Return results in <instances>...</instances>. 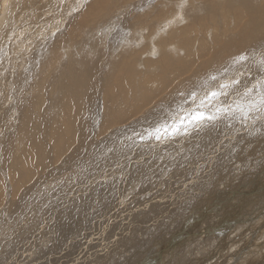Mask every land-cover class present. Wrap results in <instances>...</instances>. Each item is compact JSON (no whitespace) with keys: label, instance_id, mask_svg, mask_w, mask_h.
Returning <instances> with one entry per match:
<instances>
[{"label":"bare ground","instance_id":"6f19581e","mask_svg":"<svg viewBox=\"0 0 264 264\" xmlns=\"http://www.w3.org/2000/svg\"><path fill=\"white\" fill-rule=\"evenodd\" d=\"M1 3L0 264H105L114 255L117 264L127 250L159 242L153 259L137 254L144 264H169L172 255L174 264H264V235L250 250L256 226L238 257H222L225 234L264 212V113L243 114V86L219 98L233 112L211 131L164 147L124 136L178 120L199 103L192 91L202 98L238 74L248 87L264 81V0ZM240 56L247 62L235 63ZM249 138L263 159L234 189L253 160L238 153ZM232 162L224 178L234 190L206 202L202 190ZM115 169L124 183L115 185ZM121 199L116 221L94 225ZM233 202L237 210L226 206ZM251 252L260 256L249 261Z\"/></svg>","mask_w":264,"mask_h":264},{"label":"snow or ice","instance_id":"6c2138e0","mask_svg":"<svg viewBox=\"0 0 264 264\" xmlns=\"http://www.w3.org/2000/svg\"><path fill=\"white\" fill-rule=\"evenodd\" d=\"M247 60L246 56H240L235 58L234 62L237 64L246 63ZM209 79L217 81L218 76L210 75ZM241 86L244 88L242 96L248 98L247 111L243 114L247 116L250 112L264 113V81H259L252 87H248L247 84L242 85V80L238 74L229 82H220L217 90L207 92L202 98L198 97L196 91H192L188 99L193 103L199 99V103L196 107L185 112L178 120L172 123L149 125L143 131L126 130L124 132L125 139L133 143L138 139L141 142L155 141L157 144H161L177 137H187L192 133H199L205 130L211 131L215 128L217 121L224 116H231L233 112L232 105H224L219 101V98L221 96L227 97L228 90H237L239 94ZM254 89H258L255 91V95L253 94ZM213 101H216V103H213ZM236 107L239 108L241 106L236 104ZM127 131H131V134H127Z\"/></svg>","mask_w":264,"mask_h":264},{"label":"rangeland","instance_id":"374dc122","mask_svg":"<svg viewBox=\"0 0 264 264\" xmlns=\"http://www.w3.org/2000/svg\"><path fill=\"white\" fill-rule=\"evenodd\" d=\"M0 1L2 2V1H4V0H0ZM1 2H0V6H1V4H2ZM250 139H251V140H250ZM247 140H248V139H247ZM247 140H246V141H247ZM249 140H250V142H249ZM249 140L247 141V142H249V144L247 143V145H250V147L248 146V148L250 149V151H249V149L246 147L247 145H246V143H245L244 147L247 148V150L245 149L246 151L244 150V152H243L242 150L244 149V147H242V148H243V149H241L242 152L239 151L238 153H239V155H243V153H245V154L248 153L247 156L250 157V158H248V159H250V161H251V158L253 159V160L251 161L253 164L251 163V165H250V167H249V170H248L250 173H249V172H248V173H247V172H244L245 174L243 173L241 176H237V177L235 176V177H233V180L235 179V180L233 181V180L231 179V178H232V174L230 173V171H231L230 169L232 168L231 165H234L235 162L228 163V164H227V165H228V166H227L228 168L226 167V170H225V169H224V170L222 169L221 172H220L217 176L214 177L215 179H214V182H213L212 185H213V187H215V186H217V185H218V186H217L216 188H214V190H213L212 185L208 186V187H210V188H206L204 191L202 190V193L205 194V195L203 194L202 197H203L205 200L207 199L206 202H208V201L210 202V201H212L213 199H214L213 201L216 202L215 200H217V199H218L219 197H221V196H222L221 198L223 199V196L227 193L226 191L234 190V189L237 188L238 186H241L240 184H242V183H243V184L247 183L248 180L251 179V178H249V177H251V176L255 173V171H257V170L260 168V167L258 168L257 164H258V162H259V159H261L263 156H260L261 154L258 155V154H259V151H260V150H258V148H259L258 145L255 146V145H253V144H255V142H251V141L254 140V139H253V138H249ZM234 144L236 145L237 142L234 143ZM160 145L164 147V143H163V144H160ZM251 145H252L253 147H252ZM251 147H252V149H251ZM255 147L257 148V150H256ZM254 148H255V150H254ZM254 151H255V152H254ZM256 151H257V152H256ZM253 152H254V153H253ZM263 152H264V151H263ZM155 153H156V152H155ZM251 153L254 154V155H249V154H251ZM152 154H154V152H152ZM256 154H257V155H256ZM149 155H150V154H149ZM239 155H238V156H239ZM254 156H255L256 158H254ZM259 156H260V158H259ZM243 157H245V156H243ZM236 158H237V156H236ZM246 158H247V157H246ZM258 158H259V159H258ZM263 158H264V157H263ZM263 158H262V159H263ZM257 159H258V160H257ZM262 159H261V160H262ZM254 160H255V161H254ZM261 160H260V161H261ZM250 161L248 162V164L250 163ZM253 161H254V162H253ZM256 161H257V162H256ZM263 162H264V160H263ZM260 163H261V162H260ZM245 164H246V163H245ZM261 164H263V163H261ZM252 167H253V168H252ZM254 167H255L256 169H255ZM253 169H255V170H253ZM252 170H253V171H252ZM114 171H115V173H116V174H115L116 176H113V177H115V178H114V183H115V185L117 184L118 181H121V183H124L123 179H121V178H123V175L117 173V172H116V169H115ZM222 171H225V172L222 173ZM228 172H229V174H228ZM226 173H227V174H226ZM223 174H224V175H223ZM247 174H248V175H247ZM220 175H221V176H220ZM226 175H227L228 178H229L228 175H230L231 178H230V179L224 178V177H226ZM245 176H247V177H245ZM248 176H249V177H248ZM120 177H121V178H120ZM243 177H244V178H243ZM252 177H253V176H252ZM218 178H219V179H218ZM221 178H222V179H225V182H224V180H222ZM238 178H239V179H238ZM247 178H249V179H247ZM236 179H237V180H236ZM242 179H243V180H242ZM221 180L223 181V183H221V182H222ZM229 180H230V181L232 180L233 182H235V183H234V185H235L234 189H233V187H232V186H234V185H233V182H229ZM238 180H239V181H238ZM241 180H242V181H241ZM244 180H246L247 182L244 181ZM218 181H219V182H218ZM243 181H244V182H243ZM218 183H219V184H218ZM236 183L238 184V186H236ZM222 184H224V185H222ZM231 184H232V185H231ZM230 185H231V187H230ZM119 186H120V184L118 183V187H119ZM228 187H229V188H228ZM231 188H232V189H231ZM209 189H210V190H209ZM216 189H218V190H216ZM206 190H207V192H206ZM216 191H218L219 194H218ZM224 191H225V192H224ZM112 192H113V191H112ZM210 192H211V193H210ZM220 192H222V193H220ZM223 192H224V194H223ZM209 193H210V194H209ZM214 193H215L216 196L219 195V197L216 198V196L214 195ZM212 194H213V195H212ZM206 195L208 196L207 198H206ZM210 196H212V197H210ZM202 197H200V199H201V203H200V201H198V202H199V204H198V202H197V200H196V202L194 201V205H196V206H198V205H199V206H200V205L203 206L204 203H205V201H204V199H203ZM209 197H210V198H209ZM129 199H130V198H129ZM208 199H210V200H208ZM198 200H199V199H198ZM202 200H203V202H202ZM117 201H118V202H117ZM117 201L114 202V204L112 205V206H115V207H113L114 210L111 209L110 211H107V212H106V209H107V208H106V209H104V213L102 212L103 214H101V212H99L100 214H96L95 217H94V216L92 217L91 221L95 220V219L97 218V216H98V218H97L95 221H93V222H94V225H97L99 222H101V223H99V225H100V227H102V228H104L107 224H108V226H110L111 223H109V222H110V221H109V220H110L109 218H111V216H112V219H113L114 221L117 220V219H116V215L118 214V212L116 213V211H118V209H117L118 206H116V205H118L119 202H120L119 206H125V205H124V202H122V199H121L120 201H119V200H117ZM126 201H127V198H126ZM128 201H129V200H128ZM121 202H122V203H121ZM116 203H117V204H116ZM197 204H198V205H197ZM226 204H227L226 206H228V207H230V206H236V207H237V206H240V203H237V202H236V203L233 202L232 204H231V203H226ZM238 204H239V205H238ZM192 206H193V204H192ZM262 206H264V205H262ZM130 207H131V206H130ZM116 209H117V210H116ZM235 209L237 210L238 207L235 208ZM114 211H115V212H114ZM225 211H229V208H227V210H225ZM230 211H232V210L230 209ZM112 212H113V213H112ZM257 212H258V210H257L255 213H257ZM104 214H106V216H107V215H108V216L106 217ZM258 214H260L262 218L260 217V215H258V217H256V218H257L256 220L254 219V220L251 221L250 223L246 224V226H243V225L236 226V227H235V230H233V233H232V231H230V232H229L230 234H229V233H228V234H225L226 237L228 236L227 239H226V238H225V239H226V240H229V242H231V243H230V247H226V249H225L226 252H227L226 254H228V255H225V254H224V255L222 256L223 258H225V259H230V258H232V257L234 256L233 254H234V253H235V254L237 253L236 250L238 249V247L244 246L245 243H247L246 241L248 240V237L250 236V233H251V232H252L251 235L253 236V231H252V230H255L254 227L256 226V227H259V228H260V230H261L262 233H260V230H259V232L257 233L256 236H258V234H259L260 237L257 239V241L255 240V242H251V244H252V243H253V244H252L250 250H252L253 252L255 251V248H256V247H254V246H255L256 244H258L259 241L261 242V239H263L262 236L264 235V229H263V228H264V224H263V223H264V218H263V217H264V212H262V213H261V212H258ZM100 215H101L102 217H101ZM185 215H186V214H185ZM114 216H115V217H114ZM100 217H101V218H100ZM184 217H185V216H184ZM259 217H260V218H259ZM85 218L88 219L87 216H85ZM99 218H100V219H99ZM103 219H105V221H104ZM107 219H109V220L107 221ZM112 219H111V220H112ZM114 221H113V222H114ZM257 221H260V222H257ZM96 222H97V223H96ZM111 222H112V221H111ZM177 222H178V221H177ZM256 222H257V223H256ZM179 223L181 224V221H179ZM109 224H110V225H109ZM247 226H248V227L251 226V227L248 228ZM256 227H255V228H256ZM247 228H248V229H247ZM243 229H244V230H243ZM256 229H257V228H256ZM102 230L104 231V229H102ZM170 230H171V229H170ZM239 230H240V232L237 233V231H239ZM249 232H250V233H249ZM244 233H245V234H244ZM233 234H235L234 236H235L236 238H234ZM242 234H243V235H242ZM261 234H262V235H261ZM99 235H100V234H99ZM238 235H240V236L242 235V236H243V239L241 238L242 236H241V237L239 236V237H240V240H241L240 242L235 240V239H239ZM248 235H249V236H248ZM95 238H98L97 235H95ZM246 238H247V239H246ZM232 239H233V240H232ZM258 240H259V241H258ZM104 241H105V240H104ZM237 242H238V243H237ZM244 242H245V243H244ZM163 243H164V242H163ZM163 243H161V245H162ZM233 243H234V245H232ZM235 243H236V244H235ZM92 244H93V245L95 244L94 241H92L91 246H92ZM159 244H160V242L157 244V246H158ZM84 245H85V246H84ZM147 245H148V244H147ZM86 246H87L86 244H83L82 247H81L82 249H83V248L85 249V250H84L85 253H86V250H88V249L91 247L90 245H88L87 248H86ZM157 246L154 245L153 243L149 244L148 246H145V249H147V248H150V249L153 248V249H152L153 251L150 250V249H148V250H150L149 253L146 252V250H145L144 248H143V249H140V250H139V249H137V250H133V249H132L133 251H132V250H129V251H130V254H127V253H129V251L127 250L128 252L126 251V253H124V255H126V256H124L125 259L123 258L125 261L122 259L121 262H119V261H118V262H119L120 264H122L123 262H124L123 264H125V263H126V264H128V263H129V264H138V263H139V264H144V263H146V262H145L146 259H145V260H142V259L145 258L143 255H145V256H147V257L150 255V256H151V259H153V256H154V254H155V252H156V251H154V250L157 249ZM233 246H234V247H233ZM227 248H228V249H227ZM134 249H136V248H134ZM142 250H143V251H142ZM148 250H147V251H148ZM232 250H233V251H232ZM137 251H138V253H137ZM141 251L143 252V254H142ZM144 251H145L146 253H145ZM151 251L153 252L152 254H150ZM263 251H264V249H263ZM84 252L81 254V256H82V255H83V256H82V257L80 256V260H81L82 262H83V260H84V258H85L84 256L86 255ZM134 252H135V253H134ZM139 252H141L140 254H141L142 256H141V255H137V254H139ZM132 253H133V254H132ZM157 253H158V252H157ZM157 253H156V255H157ZM106 254H107V253H103V254L98 255V258H97V259L100 260V257H105ZM131 254H132V255H137V256H138V257H137V262L135 261V260H136V257L134 256V258H135V259H134V258L132 257ZM146 254H147V255H146ZM104 255H105V256H104ZM129 255H130L131 257H130ZM156 255H155V256H156ZM229 255H230V256H229ZM236 255H237V254H236ZM139 256H141L142 259H141V257H139ZM150 256H149V257H150ZM201 256H203V255H201ZM255 256H256V255H253V253L251 252V253H250L249 261L255 259ZM259 256H260V254H257L256 257H259ZM83 257H84V258H83ZM127 257H128L129 259H128ZM149 257H148V258H149ZM173 257H175V256L172 255L169 264H174V260H173V259H175V258H173ZM237 257H238V255H237ZM113 258H115V255H114V257L111 256V260L108 259V260L106 261L105 264H111V263H112V260H113V263H112V264H114L115 262H117V261L114 260ZM131 258H132V260L134 259L133 262L135 261L136 263H135V262H134V263L131 262V261H130ZM244 258H245V257H244ZM115 259H117V258H115ZM139 259H141V260H139ZM117 260H118V259H117ZM172 260H173V261H172ZM109 261H110V262H109ZM143 261H144V262H143ZM245 261H246V260H245ZM245 261H243V262H245ZM127 262H128V263H127ZM130 262H131V263H130ZM119 263H117V264H119ZM235 263H236V262H235ZM235 263H233V264H235ZM81 264H84V263H81ZM236 264H238V262H237ZM239 264H241V263H239ZM250 264H253V263L250 262Z\"/></svg>","mask_w":264,"mask_h":264},{"label":"clouds","instance_id":"9594fccd","mask_svg":"<svg viewBox=\"0 0 264 264\" xmlns=\"http://www.w3.org/2000/svg\"><path fill=\"white\" fill-rule=\"evenodd\" d=\"M133 119L135 120L136 124H141V123H147V118H136L135 114L132 115ZM127 119V118H125Z\"/></svg>","mask_w":264,"mask_h":264}]
</instances>
